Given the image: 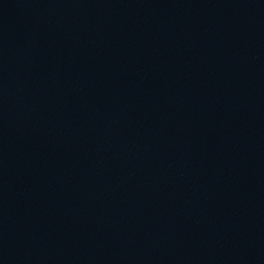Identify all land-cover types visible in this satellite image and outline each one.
I'll return each instance as SVG.
<instances>
[{"label": "water", "instance_id": "95a60500", "mask_svg": "<svg viewBox=\"0 0 264 264\" xmlns=\"http://www.w3.org/2000/svg\"><path fill=\"white\" fill-rule=\"evenodd\" d=\"M0 264H264V0H0Z\"/></svg>", "mask_w": 264, "mask_h": 264}]
</instances>
